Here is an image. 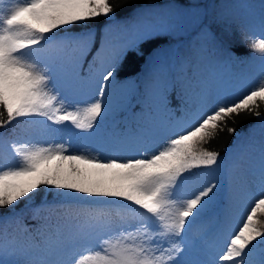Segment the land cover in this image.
Instances as JSON below:
<instances>
[{
    "label": "snow or ice",
    "instance_id": "obj_1",
    "mask_svg": "<svg viewBox=\"0 0 264 264\" xmlns=\"http://www.w3.org/2000/svg\"><path fill=\"white\" fill-rule=\"evenodd\" d=\"M123 7L0 0V264H264V63L255 87H225L198 0L91 30ZM258 29L264 61V4ZM146 44L157 50L142 75L122 79ZM241 114L258 127L238 131ZM224 133L222 154L210 145ZM106 145L118 154H92ZM199 176L213 178L186 192Z\"/></svg>",
    "mask_w": 264,
    "mask_h": 264
},
{
    "label": "trees",
    "instance_id": "obj_2",
    "mask_svg": "<svg viewBox=\"0 0 264 264\" xmlns=\"http://www.w3.org/2000/svg\"><path fill=\"white\" fill-rule=\"evenodd\" d=\"M114 2L124 4V7L118 10L116 21L99 17L91 22V30L98 35H102L109 27L123 24L125 21L130 20L135 10H138L141 5H156L159 8L166 7L172 3L183 5L188 3L189 0H128V3H125V0H114ZM198 2L209 5V23L211 24V30L221 50V58L214 71L220 75L223 70L228 69L224 73V78H221L227 87H232L236 82H241V88L255 87L258 83L261 66L264 61H262L261 55L254 52L250 47L251 39L259 37L260 32L258 22H255L251 17L253 13L252 7L246 6H253V4L257 3L261 5L264 4V0H198ZM249 23L254 24V29L245 26ZM156 50V44H146L143 48L142 55L130 53L125 63L122 79H137L142 75L144 69L147 67L148 61ZM225 78H228V80L226 81ZM235 126L238 131L246 133L250 129L258 127L257 118L241 114ZM121 127L116 126L110 128L109 132L119 131ZM16 135L23 140L32 136V132L25 125H20L16 129ZM234 139L235 137L227 133L221 134L210 145V148L220 151L223 154L225 149H230L233 146ZM66 142L78 143L74 138H69ZM92 154H100L104 158H108L118 153L113 151L111 145H106L101 149H92ZM119 154L124 155L123 153ZM212 178L211 176L196 177L188 182L185 191H188L192 186L198 188ZM17 211H23L26 216L29 214V208L24 203L19 205ZM238 216L239 206H237L236 214L227 222L226 229L235 226L238 222ZM27 223L34 224L35 221L28 219Z\"/></svg>",
    "mask_w": 264,
    "mask_h": 264
},
{
    "label": "rangeland",
    "instance_id": "obj_3",
    "mask_svg": "<svg viewBox=\"0 0 264 264\" xmlns=\"http://www.w3.org/2000/svg\"><path fill=\"white\" fill-rule=\"evenodd\" d=\"M260 7H261V5L259 3H257V4H253V6L251 8V9H253L252 18L255 19V22L259 21ZM237 87H238V84H235V88H237ZM69 138H72V137H70L67 134H62L60 136L55 137L54 139H55L56 143H61V142H66ZM66 144L71 145V147L73 149L79 148L80 150H83V147H84L80 142H78V143L66 142Z\"/></svg>",
    "mask_w": 264,
    "mask_h": 264
}]
</instances>
